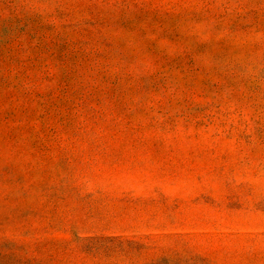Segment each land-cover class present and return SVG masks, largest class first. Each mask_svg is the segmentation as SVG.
I'll return each mask as SVG.
<instances>
[{
	"label": "rangeland",
	"instance_id": "374dc122",
	"mask_svg": "<svg viewBox=\"0 0 264 264\" xmlns=\"http://www.w3.org/2000/svg\"><path fill=\"white\" fill-rule=\"evenodd\" d=\"M0 264H264V0H0Z\"/></svg>",
	"mask_w": 264,
	"mask_h": 264
}]
</instances>
